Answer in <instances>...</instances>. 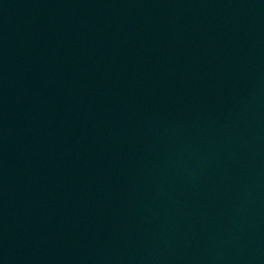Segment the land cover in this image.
I'll return each mask as SVG.
<instances>
[{
    "label": "water",
    "instance_id": "95a60500",
    "mask_svg": "<svg viewBox=\"0 0 264 264\" xmlns=\"http://www.w3.org/2000/svg\"><path fill=\"white\" fill-rule=\"evenodd\" d=\"M0 264H264V0H0Z\"/></svg>",
    "mask_w": 264,
    "mask_h": 264
}]
</instances>
